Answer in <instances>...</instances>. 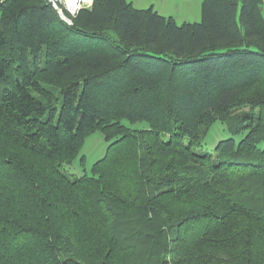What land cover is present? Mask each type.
Masks as SVG:
<instances>
[{"label": "trees", "instance_id": "obj_1", "mask_svg": "<svg viewBox=\"0 0 264 264\" xmlns=\"http://www.w3.org/2000/svg\"><path fill=\"white\" fill-rule=\"evenodd\" d=\"M262 3L0 0V264H264Z\"/></svg>", "mask_w": 264, "mask_h": 264}, {"label": "rangeland", "instance_id": "obj_2", "mask_svg": "<svg viewBox=\"0 0 264 264\" xmlns=\"http://www.w3.org/2000/svg\"><path fill=\"white\" fill-rule=\"evenodd\" d=\"M92 0H84L81 1L80 6H89L91 4ZM61 5H64V1L61 0ZM199 8H195V11L190 9H183V14L178 13V18L175 20L178 23H181L183 21H197L200 19V4L198 5ZM64 7V6H63ZM180 14V15H179ZM195 15V16H192ZM264 16V12H263ZM249 108L245 107L243 110H248ZM129 124V123H128ZM131 127L139 128L142 124L141 123H135V124H129ZM228 136L227 129L225 128V125L222 124L219 121H216L213 123L211 128L207 131L206 136L203 140V148L207 150H211L218 140L222 138H226ZM108 142L104 139L103 134L100 130H95L88 136H86L83 145L77 155V157L70 163L65 164L63 166V171L68 175H74L79 176L83 173L90 174V168L93 162H95L97 159L101 158L106 151ZM80 156H83V160L80 161Z\"/></svg>", "mask_w": 264, "mask_h": 264}, {"label": "crops", "instance_id": "obj_3", "mask_svg": "<svg viewBox=\"0 0 264 264\" xmlns=\"http://www.w3.org/2000/svg\"><path fill=\"white\" fill-rule=\"evenodd\" d=\"M137 8H145L153 6V8L162 15H171L175 19L178 18V13L183 14V9L199 8L201 0H130ZM262 14L264 12V0H262ZM179 14V15H180ZM195 16V15H192Z\"/></svg>", "mask_w": 264, "mask_h": 264}, {"label": "bare ground", "instance_id": "obj_4", "mask_svg": "<svg viewBox=\"0 0 264 264\" xmlns=\"http://www.w3.org/2000/svg\"><path fill=\"white\" fill-rule=\"evenodd\" d=\"M81 1L84 0H64V6L69 13H73L80 6L78 4L81 3Z\"/></svg>", "mask_w": 264, "mask_h": 264}, {"label": "built area", "instance_id": "obj_5", "mask_svg": "<svg viewBox=\"0 0 264 264\" xmlns=\"http://www.w3.org/2000/svg\"><path fill=\"white\" fill-rule=\"evenodd\" d=\"M51 3H52V5L54 6V8H56L57 9V11H58V13L60 12V11H62V8H65V6L63 7L61 4V0H49ZM64 1V0H63ZM66 9V8H65ZM79 9V7L75 10V12H73V13H69L68 11V13L69 14H71L72 16L77 12V10ZM63 12V11H62ZM64 14V13H63ZM70 19V18H69ZM69 23V22H68Z\"/></svg>", "mask_w": 264, "mask_h": 264}, {"label": "water", "instance_id": "obj_6", "mask_svg": "<svg viewBox=\"0 0 264 264\" xmlns=\"http://www.w3.org/2000/svg\"><path fill=\"white\" fill-rule=\"evenodd\" d=\"M59 15H60V17H61L62 19H64L65 21H67V22H69V23L71 22V20H70L66 15H64L62 11L59 12Z\"/></svg>", "mask_w": 264, "mask_h": 264}]
</instances>
